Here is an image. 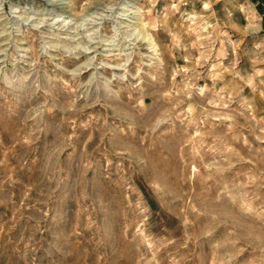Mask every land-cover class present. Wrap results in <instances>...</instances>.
Listing matches in <instances>:
<instances>
[{
  "label": "rangeland",
  "instance_id": "rangeland-1",
  "mask_svg": "<svg viewBox=\"0 0 264 264\" xmlns=\"http://www.w3.org/2000/svg\"><path fill=\"white\" fill-rule=\"evenodd\" d=\"M0 264H264V0H0Z\"/></svg>",
  "mask_w": 264,
  "mask_h": 264
}]
</instances>
